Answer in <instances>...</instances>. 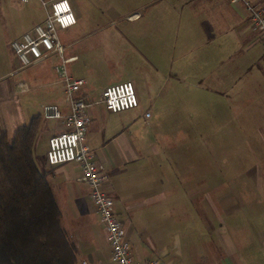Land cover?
Segmentation results:
<instances>
[{
    "label": "crops",
    "instance_id": "0c3cea01",
    "mask_svg": "<svg viewBox=\"0 0 264 264\" xmlns=\"http://www.w3.org/2000/svg\"><path fill=\"white\" fill-rule=\"evenodd\" d=\"M69 1L76 23L58 29L62 57L67 60L65 70L72 78L85 81L78 93L90 102L87 112L91 122L86 130L85 142L91 150L92 159L103 167L106 178L102 189L114 199V210L125 228L131 255L138 264H149L153 260L158 264H193L188 241L192 238L189 225L194 209L200 208V204L195 205V202L199 199L200 203L206 196L216 211L217 207L211 196L203 191L205 186H209L208 181L199 179L190 182L181 174L179 180L172 179L170 172H167L172 171V157L168 156L171 149L166 145L157 147L153 144L145 128L149 121L155 122L164 112L160 107L175 105L176 98L162 99L149 94L143 96L137 82L143 81L147 91L152 89L155 79L153 71L155 74L160 73L161 61L169 58V81L173 79L174 83L169 84L167 81L168 87H175V81L183 82L186 78L192 89L208 90L206 84L210 80V72L217 75L214 81H219V67L224 65L226 56L215 60L210 67L207 45L220 37H233L237 45L235 50L238 51L233 85L237 90L238 102L247 107L242 121L254 123L251 136H264V130L258 126L259 121L264 123V46L251 26L244 6L230 0ZM253 2L264 4V0ZM44 17L45 12L36 22L19 30L13 37H0V133L8 134L11 118L8 93L12 90L18 94L45 88V93L52 96L41 102L37 111V108L32 110L25 103L22 105L23 100L13 98V132L17 127L27 124L33 116L42 115L45 105H56L63 115L69 112L65 95H56L59 90L64 94L63 77L55 70L57 64L51 69L42 65L49 58L54 63L61 58L51 53L25 68L20 65L11 48L13 39L31 31ZM163 37L183 39L180 43L176 39L171 49ZM87 39L98 43L87 47ZM106 40L107 48H100ZM217 50H220L219 46ZM105 69L112 70L116 80L131 81L135 85L136 107L110 112L102 99L98 102L88 97L86 84L91 75ZM228 71L233 73L232 70ZM222 72L221 78L225 81V72ZM8 76H13V81ZM49 120L55 123L42 128L44 133H37L36 136L38 143L40 140L45 141L46 150L42 153L45 162L48 138L66 130L62 121ZM163 137L169 138L167 135ZM163 153L166 154L167 164L163 163ZM246 154L250 162L244 169L241 168L242 172L237 175L234 185L252 187L254 194L246 195L239 190L233 202L228 191L215 194L218 208L223 210L221 213L227 215L233 212L234 242L226 243L221 235L216 236L217 253L211 257L209 252H202V264H260L254 255H242V251L248 250L252 241L260 242L264 235V139L260 144L256 141ZM47 166H51L52 170ZM49 170L58 172L62 187L60 194L53 182L54 178L51 180L47 176ZM163 170H166L165 176L161 174ZM182 170H186V167L183 166ZM42 171L46 173L56 194L61 209V223L66 209L70 226H62L75 244L78 264H114L110 259V247L105 240L104 229L99 241L92 228L88 203L73 185V179L82 182L80 166L73 162L46 165ZM224 182L226 178H223ZM195 193L202 195L195 196ZM245 213L250 217L249 229L254 237L242 245ZM217 214L219 225L223 227L225 219L218 211Z\"/></svg>",
    "mask_w": 264,
    "mask_h": 264
},
{
    "label": "rangeland",
    "instance_id": "374dc122",
    "mask_svg": "<svg viewBox=\"0 0 264 264\" xmlns=\"http://www.w3.org/2000/svg\"><path fill=\"white\" fill-rule=\"evenodd\" d=\"M44 1L46 2V7L49 8L53 0ZM44 12L45 7L41 0H27L26 2H21L19 0H0V37L4 39L13 37L19 30H23L28 25L36 22L41 15H44ZM176 39L180 43L183 38L163 37V41L168 42L171 49H173L172 45ZM97 43L96 41L93 42L92 39H87L85 45L90 47L92 45H97ZM107 46L108 41L106 40L100 48L106 49ZM218 46L220 47L219 51L217 50ZM207 49L209 51L210 67L213 66L215 60H219V58L224 59V56H226L224 65L221 64L219 67L220 80L214 81L217 75H212L213 73L210 72V80L206 84L208 90L192 89L189 84V79L186 78L183 82L175 81V87H168L167 81L169 84L174 83L173 79L169 81L168 68L170 69L171 67L169 58H165L161 61L160 73L155 74L153 71L155 79L151 86L152 89L147 91V88H144L145 83L143 81L137 82L138 85H140L142 93H144L143 96L149 94L152 97L162 99L176 98L177 103L175 105L170 106V104H168L160 107L164 112L160 114L161 116H158L159 118L155 120V122L149 121V123L145 125V128L148 130L153 144L157 147L166 145L171 149V154L169 152L168 156L172 157V162L170 163L172 171L169 170L167 172H170L172 179L179 180L181 174V176L185 175V178L190 179V182L199 179L208 181L209 186H205L203 191L211 196V200H213L214 206L217 207L218 213L225 219V224L221 227L222 225H219L218 222L217 211L212 204H210L206 196L200 203L198 202L200 201L199 199L195 202V205L200 204V208L194 209L193 218L191 219L192 222L189 225L191 230L190 236L192 238L188 241V245L191 249L189 252L193 264H202L204 259L202 258V252H209L211 257L215 255V252L217 253L218 244L217 240H215L216 236L219 237L221 235L226 243L227 241H231V243L234 242L232 232L234 223L233 212L231 211V213L227 215L226 213H221L223 210L218 208L215 197L218 192L228 191L231 194L230 199L233 202L234 196L237 191L239 193V190H242L246 195L254 194L251 191L252 187H237L234 185V180L237 178V175L242 172L240 171L241 168L244 169L250 162L249 156L246 154L248 149L255 146L256 141L260 144L264 139L263 135H260V137H256V134L251 136V133H254L251 131V126L253 129L254 123L242 121L247 107L240 105L238 102L237 90L233 85L238 57V51H236L237 45L234 38L220 37L216 41L209 43ZM230 52L232 53L231 55H229ZM54 62L55 61L49 58L45 60L42 65L51 69L54 64L59 65L61 60L59 59L56 60V63ZM79 66L82 68L81 64ZM28 67L30 66H25V68ZM147 68L150 70L149 66H147ZM228 70H232L233 73H230ZM222 71L225 72V81L221 78V76H223ZM8 77L9 80L13 81V76ZM121 81L122 80L115 79L112 70H100V72L93 76L91 75V79H89V82L86 84L88 97L94 101L100 102L102 99L101 88ZM8 94L10 95L9 104L11 108V118L7 128L9 136L13 133V98L23 100L22 105L25 103L28 108L31 107L32 110L33 108H37L36 111L39 110L38 106L41 102H44L47 98H52L51 95L45 93V88H40L37 91H29L27 93L18 92V94H14L12 90ZM56 95L59 97L64 96L60 90ZM1 120L2 118L0 116V122ZM53 123H55V121L44 120L43 118L38 135L44 133L42 128L45 129ZM258 126L262 131L264 130L263 122L260 123L259 121ZM260 129L258 131H260ZM163 135H167L169 138H164ZM38 141L39 139H36L34 144V158L39 169L43 170L46 165H49L42 156V153L46 150V144L45 141L40 140L39 143ZM39 154L42 157L38 156ZM165 155L164 153L162 154L163 163L167 164ZM183 166L186 167V170H182ZM47 167L51 169V166ZM51 170L48 171L49 173H47V176H49L51 180L54 178L53 182H55V187L60 194L62 187L59 182L58 172ZM71 171L74 172L75 170ZM165 173L166 170L161 171L163 176H165ZM223 178H226V182L224 183ZM73 185L75 190L85 197L90 209L89 217H91L92 228L96 232V238L101 241L103 225L90 199L89 188L82 182H75L74 179ZM179 189H182V187L179 186ZM199 195L201 196L202 193H195V196ZM243 217L246 219L242 222V227L245 229V232L241 234L242 245L244 243H249L251 238L254 237L249 229L250 217L247 216L246 213L243 214ZM62 224L66 228L70 226V224H68L66 209H64ZM262 236L264 238V235ZM263 238L260 242L258 240L252 241L251 247H249L248 250L242 251V255H254L260 264H264Z\"/></svg>",
    "mask_w": 264,
    "mask_h": 264
},
{
    "label": "built area",
    "instance_id": "2783aa9c",
    "mask_svg": "<svg viewBox=\"0 0 264 264\" xmlns=\"http://www.w3.org/2000/svg\"><path fill=\"white\" fill-rule=\"evenodd\" d=\"M26 2L27 0H20ZM45 7V17L31 31H26L11 41V48L22 67L36 63L51 53L61 58L55 70L63 77L64 95L69 105L65 115L54 104L42 109L44 119L60 120L66 130L52 134L48 138L46 161L49 165L73 162L80 166V180L89 188V195L103 225L105 240L110 247V259L114 264H138L134 261L125 228L114 210V199L102 189L105 174L101 164L92 159V153L85 142V134L91 122L87 112L88 98L78 95L84 80L67 75L62 57L63 48L57 30L76 23V16L69 0H53ZM244 6L251 26L256 30L264 46V4L253 0H230ZM102 102L110 112H119L137 106L138 100L131 81H121L106 86L102 92ZM85 264V263H84ZM149 264H158L156 260Z\"/></svg>",
    "mask_w": 264,
    "mask_h": 264
},
{
    "label": "trees",
    "instance_id": "16d2710c",
    "mask_svg": "<svg viewBox=\"0 0 264 264\" xmlns=\"http://www.w3.org/2000/svg\"><path fill=\"white\" fill-rule=\"evenodd\" d=\"M42 119L0 133V264H78L54 189L34 158Z\"/></svg>",
    "mask_w": 264,
    "mask_h": 264
}]
</instances>
